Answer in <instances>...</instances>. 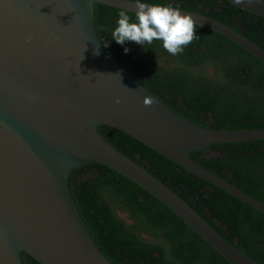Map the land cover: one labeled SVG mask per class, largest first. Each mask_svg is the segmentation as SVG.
<instances>
[{
    "label": "water",
    "instance_id": "obj_1",
    "mask_svg": "<svg viewBox=\"0 0 264 264\" xmlns=\"http://www.w3.org/2000/svg\"><path fill=\"white\" fill-rule=\"evenodd\" d=\"M227 1L264 18V0ZM95 5L136 11L131 0H0V264H24L22 253L39 264H113L95 244L69 186L72 171L89 164H102L153 196L229 264H260L98 129L131 136L263 215L264 203L190 155L264 140V129H205L175 114L103 45ZM179 10L264 64V49L234 28ZM145 97L153 100L150 107Z\"/></svg>",
    "mask_w": 264,
    "mask_h": 264
},
{
    "label": "trees",
    "instance_id": "obj_2",
    "mask_svg": "<svg viewBox=\"0 0 264 264\" xmlns=\"http://www.w3.org/2000/svg\"><path fill=\"white\" fill-rule=\"evenodd\" d=\"M141 2L201 13L264 49V18L243 12L227 0ZM119 12L95 5L98 36L112 56L166 107L205 129H264V64L226 38L197 26V38L176 56L161 41L144 48L130 41L120 45L111 35ZM128 14L130 22H135V15ZM98 131L186 201L229 243L264 264L263 214L131 136L108 126ZM190 156L264 203V140L214 145ZM69 186L95 244L113 264H229L157 199L102 164L73 170ZM118 212L125 213L129 223ZM22 261L39 264L24 253Z\"/></svg>",
    "mask_w": 264,
    "mask_h": 264
},
{
    "label": "clouds",
    "instance_id": "obj_3",
    "mask_svg": "<svg viewBox=\"0 0 264 264\" xmlns=\"http://www.w3.org/2000/svg\"><path fill=\"white\" fill-rule=\"evenodd\" d=\"M134 4L135 22H130L131 17L126 11L118 13L117 27L111 34L116 43L123 45L130 41L143 47L161 41L163 48L176 56L197 38L196 22L192 16L182 15L177 7L148 5L141 0H134ZM124 51L127 53L129 49L125 48ZM152 104L151 98H144V106L150 107Z\"/></svg>",
    "mask_w": 264,
    "mask_h": 264
},
{
    "label": "rangeland",
    "instance_id": "obj_4",
    "mask_svg": "<svg viewBox=\"0 0 264 264\" xmlns=\"http://www.w3.org/2000/svg\"><path fill=\"white\" fill-rule=\"evenodd\" d=\"M118 216L123 219L124 221H126L127 223H129L128 219H127V215L123 212H118Z\"/></svg>",
    "mask_w": 264,
    "mask_h": 264
}]
</instances>
